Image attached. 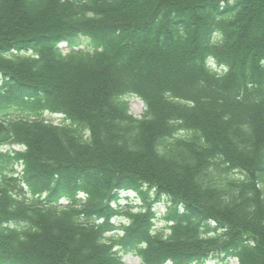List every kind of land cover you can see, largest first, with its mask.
<instances>
[{
	"label": "trees",
	"instance_id": "16d2710c",
	"mask_svg": "<svg viewBox=\"0 0 264 264\" xmlns=\"http://www.w3.org/2000/svg\"><path fill=\"white\" fill-rule=\"evenodd\" d=\"M129 253L264 264V0H0V264Z\"/></svg>",
	"mask_w": 264,
	"mask_h": 264
},
{
	"label": "rangeland",
	"instance_id": "374dc122",
	"mask_svg": "<svg viewBox=\"0 0 264 264\" xmlns=\"http://www.w3.org/2000/svg\"><path fill=\"white\" fill-rule=\"evenodd\" d=\"M129 108H130V113L133 116L140 118L144 114L145 104L140 99H138L136 97H131V98H129ZM47 119L49 121L54 122L55 124L65 123L64 118L62 116H59V115L53 116V115L48 114ZM4 150L7 151L8 148L4 149ZM129 197L131 199L130 200L131 202L135 201L136 204L142 205V202L139 199H137L133 193H130ZM123 203H125V202L123 201ZM156 209L159 211L160 215L165 212L164 204L157 205ZM116 221H118V220H116ZM161 224H162L161 222L157 223V227H161L162 226ZM123 262H124V264H143L142 261L132 253L123 254ZM208 264H215V263L210 262ZM230 264H238V262H237V260L233 259V260H231Z\"/></svg>",
	"mask_w": 264,
	"mask_h": 264
}]
</instances>
